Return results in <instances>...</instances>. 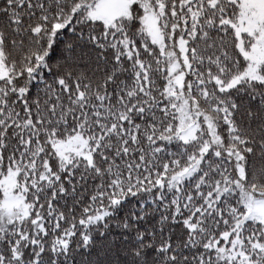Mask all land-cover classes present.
Returning <instances> with one entry per match:
<instances>
[{
  "label": "snow or ice",
  "instance_id": "obj_1",
  "mask_svg": "<svg viewBox=\"0 0 264 264\" xmlns=\"http://www.w3.org/2000/svg\"><path fill=\"white\" fill-rule=\"evenodd\" d=\"M0 264H264V0H0Z\"/></svg>",
  "mask_w": 264,
  "mask_h": 264
}]
</instances>
